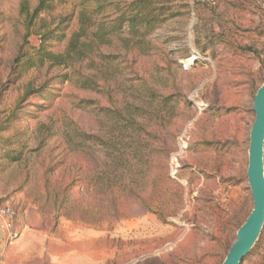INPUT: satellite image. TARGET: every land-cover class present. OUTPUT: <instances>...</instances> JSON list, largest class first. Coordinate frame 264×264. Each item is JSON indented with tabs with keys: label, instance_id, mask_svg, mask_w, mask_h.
<instances>
[{
	"label": "rangeland",
	"instance_id": "374dc122",
	"mask_svg": "<svg viewBox=\"0 0 264 264\" xmlns=\"http://www.w3.org/2000/svg\"><path fill=\"white\" fill-rule=\"evenodd\" d=\"M131 1L0 0V198L19 232L5 264H220L253 207L264 0L160 1L142 40L100 38ZM39 48L70 58L20 68ZM234 114L245 159L229 178ZM258 238L240 264H264V222Z\"/></svg>",
	"mask_w": 264,
	"mask_h": 264
},
{
	"label": "water",
	"instance_id": "95a60500",
	"mask_svg": "<svg viewBox=\"0 0 264 264\" xmlns=\"http://www.w3.org/2000/svg\"><path fill=\"white\" fill-rule=\"evenodd\" d=\"M252 110L254 119L249 129L246 178L253 207L221 264H240L256 242L264 222V83L255 93Z\"/></svg>",
	"mask_w": 264,
	"mask_h": 264
},
{
	"label": "trees",
	"instance_id": "16d2710c",
	"mask_svg": "<svg viewBox=\"0 0 264 264\" xmlns=\"http://www.w3.org/2000/svg\"><path fill=\"white\" fill-rule=\"evenodd\" d=\"M160 1L168 2L170 5L172 2V0H132L127 6V10L121 13L117 18H114L112 22L104 28L103 31H105L104 34L106 35L101 31L97 32V35L100 38H104L109 35L126 34L129 39L133 40L141 39L143 35H150L155 28L161 25L166 19V17L162 15L165 8H162L163 6ZM169 7L170 6H167L166 10L170 9ZM41 9L42 8L38 6L30 15L29 19L31 20L37 17ZM21 12L26 19L28 17V8L25 1L21 4ZM83 29L84 27L73 34L69 41L68 45L69 47L73 46V49H71L73 53L77 50V43L80 41ZM43 39L46 40L48 37L43 36ZM69 55L68 52L61 54L39 48L34 53H24L22 57L18 59V62L20 68H33L38 65H43L46 62L62 65L67 63L70 58ZM252 249L253 247L251 250Z\"/></svg>",
	"mask_w": 264,
	"mask_h": 264
},
{
	"label": "crops",
	"instance_id": "0c3cea01",
	"mask_svg": "<svg viewBox=\"0 0 264 264\" xmlns=\"http://www.w3.org/2000/svg\"><path fill=\"white\" fill-rule=\"evenodd\" d=\"M229 118H231L228 124L230 130L228 137L226 138L225 146L228 145L229 147L227 153V161L230 164V171L228 176L229 178H235L237 174H239L240 166L243 165L245 159L246 129H245V121L241 116V114H234V116H231ZM208 141L212 142V140H208ZM207 144H209V146H212V143H207ZM206 157L207 159L211 157L210 153L207 154ZM206 163H207V167L208 164L209 167L211 166V164L208 163V160L206 161ZM236 188H232V190H237ZM6 246H7V242L4 239V232L0 221V250L4 251Z\"/></svg>",
	"mask_w": 264,
	"mask_h": 264
},
{
	"label": "built area",
	"instance_id": "2783aa9c",
	"mask_svg": "<svg viewBox=\"0 0 264 264\" xmlns=\"http://www.w3.org/2000/svg\"><path fill=\"white\" fill-rule=\"evenodd\" d=\"M16 220L17 214L11 201L0 198V221L6 242H12L19 237V232L15 227ZM0 264H5L4 251L2 250H0Z\"/></svg>",
	"mask_w": 264,
	"mask_h": 264
}]
</instances>
